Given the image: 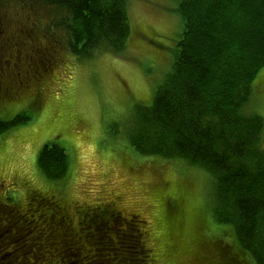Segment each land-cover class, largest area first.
Returning a JSON list of instances; mask_svg holds the SVG:
<instances>
[{
  "label": "rangeland",
  "instance_id": "374dc122",
  "mask_svg": "<svg viewBox=\"0 0 264 264\" xmlns=\"http://www.w3.org/2000/svg\"><path fill=\"white\" fill-rule=\"evenodd\" d=\"M176 5L175 0H127L130 32L124 49L119 53L98 49L82 57L69 52L62 29L54 28L56 35L52 37L45 34L52 29L48 25L50 8L34 11L19 8L10 0L0 3L1 37L7 34L6 29L17 32L24 23L33 24L36 33H14L24 36L18 37V45H12L11 40L6 45L0 42V74L9 84L10 93L0 97V119L28 115L0 131V200L23 211L30 191L53 195L71 227L79 231L87 230L82 226L92 214L111 221L119 216L109 207L117 209L127 218L120 224L115 220L107 225L92 224L101 242L107 241L104 234L108 230L118 236L133 224L142 232L141 240L149 248L152 264H256L237 242L233 228L213 219L215 194L207 170L182 158L142 154L130 145L136 132L133 107L151 104L155 89L175 59L181 32ZM262 5L257 0L248 1L243 28L237 13L228 19V30L230 27L234 28L231 33L240 32L239 38L232 39L249 45L246 53L239 48L247 66L226 63L224 82L236 74L238 78L233 80L245 85L242 111L260 116L255 143L263 150ZM20 45H26L23 50L29 57L20 56ZM36 55L43 61L48 58L49 63L35 67L31 61L30 66V56ZM240 55L238 62L242 61ZM7 58L11 62L7 63ZM254 61L252 68L248 62ZM15 62L17 67H10ZM52 143L67 154V171L58 178L47 177L37 164L41 148ZM6 261L8 256L0 254V264H11Z\"/></svg>",
  "mask_w": 264,
  "mask_h": 264
},
{
  "label": "trees",
  "instance_id": "16d2710c",
  "mask_svg": "<svg viewBox=\"0 0 264 264\" xmlns=\"http://www.w3.org/2000/svg\"><path fill=\"white\" fill-rule=\"evenodd\" d=\"M10 1L19 8L28 7L34 11L50 8L47 24L52 29L45 34L52 37L56 35L54 28L62 29L67 49L78 56L89 57L98 49L119 53L130 32L127 0ZM175 1L181 20L175 59L155 89L151 104L133 107L132 126L136 132L130 138V145L142 154L182 158L207 170L212 176L215 194L213 219L231 226L239 245L256 264H264V154H261L264 149H258L255 143L261 118L242 111L247 91L244 92L245 85L241 81L237 84V80H233L238 78L235 73L224 82L226 63L247 66L243 63V59H247L240 55L239 48L246 53L249 44L242 45L232 39L239 38L240 32L231 33L234 28L230 27L228 30V19L237 13L243 28L249 0ZM257 2L264 7V0ZM16 11L18 13L20 9ZM1 25L0 20V31ZM33 29V24L28 23L22 24V29L18 28L17 32L6 29L7 34L0 36V42L4 41L6 45L11 40L12 45H18L20 43L16 41L23 35L14 36V33L24 31L28 34L29 30L35 36ZM259 32L264 37V29ZM24 47L26 45L21 46L19 52L21 57L28 56ZM12 51L10 49L9 54ZM30 57V66L31 61L35 67L49 63L48 58L43 61L37 59V55ZM7 59V63L11 62V58ZM248 63L253 68L256 61ZM10 67H17V62ZM2 77L0 74V97H6L10 94L9 84ZM234 106L238 110H234ZM27 118L24 113L7 121L0 119V131ZM37 164L49 178L63 176L67 171L65 149L55 143L44 144L37 155ZM109 210L119 216L115 222L120 224L127 219L121 211L110 207ZM95 215L92 214L82 226L87 230L79 231L71 227L63 207L53 195L30 191L28 205L23 211L13 203L0 200V254L7 255L9 261L6 263L11 264H42L44 260L48 264H152L148 258L151 255L149 248L142 243V232L137 226H127L118 236L108 230L104 234L107 241L101 242L100 233L92 227L93 222L107 225L114 220Z\"/></svg>",
  "mask_w": 264,
  "mask_h": 264
}]
</instances>
